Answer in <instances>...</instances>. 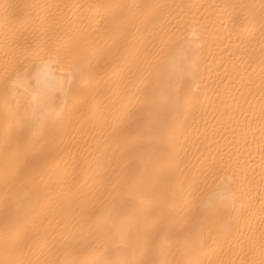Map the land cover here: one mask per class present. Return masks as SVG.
<instances>
[{
  "label": "bare ground",
  "instance_id": "bare-ground-1",
  "mask_svg": "<svg viewBox=\"0 0 264 264\" xmlns=\"http://www.w3.org/2000/svg\"><path fill=\"white\" fill-rule=\"evenodd\" d=\"M0 264H264V0H0Z\"/></svg>",
  "mask_w": 264,
  "mask_h": 264
}]
</instances>
